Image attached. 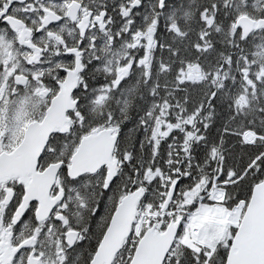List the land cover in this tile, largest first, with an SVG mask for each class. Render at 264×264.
<instances>
[{"label": "snow or ice", "instance_id": "obj_1", "mask_svg": "<svg viewBox=\"0 0 264 264\" xmlns=\"http://www.w3.org/2000/svg\"><path fill=\"white\" fill-rule=\"evenodd\" d=\"M0 264H264V0H0Z\"/></svg>", "mask_w": 264, "mask_h": 264}]
</instances>
